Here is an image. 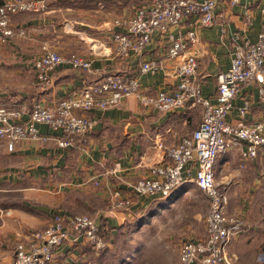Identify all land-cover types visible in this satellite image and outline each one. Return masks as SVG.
I'll return each instance as SVG.
<instances>
[{
  "label": "crops",
  "instance_id": "1",
  "mask_svg": "<svg viewBox=\"0 0 264 264\" xmlns=\"http://www.w3.org/2000/svg\"><path fill=\"white\" fill-rule=\"evenodd\" d=\"M145 1L46 0L44 12L14 16L13 26L27 35L0 46V106L17 104L29 113L36 103L54 104L107 75H133L142 63L152 60L161 61L165 68L141 76V92L175 89L178 62L167 60L169 41L165 35L156 33L141 56L128 58L117 53L111 39L121 31L114 22L132 16ZM238 1L232 5V0H216L217 22L211 28L189 19L174 32L182 37L192 30L196 33V41L184 56L198 58L204 98H215L217 76L229 70L234 47L244 41L257 42L262 30L264 0ZM45 45L63 56L78 54L90 59L92 70L63 64L51 71L52 86L41 84L35 63ZM246 105L248 111L242 116ZM203 112L198 104L159 112L143 107L139 98L132 96L117 107L86 114L96 125L70 147H59L56 141L62 132L45 125H39V131L51 138L47 143L25 141L10 152L0 140V264H12L18 244L29 246L32 235L46 229L57 212L95 219L111 248L137 212L161 201L146 198L131 211L113 212L116 195L130 196L132 186L146 177L152 166L166 162L167 151L193 134ZM227 120L233 126L264 121V104L255 82L243 87ZM217 173L229 197L228 216L244 223L241 233L229 242L228 254L235 264H260L264 262V204L253 208L242 205V195L264 197V150L246 162L236 154H223L216 161ZM206 236L205 223L204 236L192 239ZM103 253L88 242L76 241L60 248L51 264H102Z\"/></svg>",
  "mask_w": 264,
  "mask_h": 264
},
{
  "label": "built area",
  "instance_id": "2",
  "mask_svg": "<svg viewBox=\"0 0 264 264\" xmlns=\"http://www.w3.org/2000/svg\"><path fill=\"white\" fill-rule=\"evenodd\" d=\"M238 3L232 0V5ZM46 7V0H5L0 7V46L27 35L24 29L13 26L14 16L41 13ZM216 8V0H146L132 16L114 22L121 31L113 33L111 39L122 57L141 56L156 33L167 37V60L178 62V84L173 90L141 92L140 77L165 68L161 61L152 60L142 63L133 75H107L80 93L54 104L36 103L29 113L26 107L17 104L0 106V140L12 152L25 141L49 142L51 138L40 133L39 125L62 132L57 145L70 147L77 137L86 136L96 125V120L86 114L117 107L132 96L138 97L143 107L159 112H170L188 104L201 105L204 112L199 127L170 148L167 161L152 166L147 176L132 186L130 196L116 195L112 209L113 212L131 211L142 199H168L188 183L200 188L209 200L205 220L207 236L182 243L180 264H235L227 247L241 233L244 223L228 216L229 197L217 181L216 161L219 156L232 153L246 162L256 159L264 150V121L233 126L227 120L235 99L248 84L258 85L264 104V22L257 42L244 41L232 50L229 70L217 76L218 90L214 99L202 95L198 58L184 56L190 44L196 41L195 31L185 37L174 34L189 19H196L202 28L213 27L217 22ZM261 14L264 19V4ZM63 64L75 70H92L90 59L78 54L63 56L45 45L35 63L37 80L47 87L52 86L50 73ZM246 111L248 105L242 109V116ZM32 237L29 246L18 244L12 264H51L60 248L76 241L88 242L97 250L107 247L103 229L95 219L62 212L54 213L46 229Z\"/></svg>",
  "mask_w": 264,
  "mask_h": 264
},
{
  "label": "rangeland",
  "instance_id": "3",
  "mask_svg": "<svg viewBox=\"0 0 264 264\" xmlns=\"http://www.w3.org/2000/svg\"><path fill=\"white\" fill-rule=\"evenodd\" d=\"M216 178L220 183L218 173ZM173 196L137 212L111 248L103 250L102 264H180L182 243L205 234L209 200L193 184ZM257 203L264 204V197L242 195V205Z\"/></svg>",
  "mask_w": 264,
  "mask_h": 264
},
{
  "label": "trees",
  "instance_id": "4",
  "mask_svg": "<svg viewBox=\"0 0 264 264\" xmlns=\"http://www.w3.org/2000/svg\"><path fill=\"white\" fill-rule=\"evenodd\" d=\"M3 3H4V1H3V0H0V7H1V5H2ZM96 82H97V81H96ZM96 82H95V83H96ZM93 84H94V83H93ZM172 196H173V195H172ZM172 196H171V198H172ZM171 198H170V199H171ZM173 198H174V196H173ZM101 251H102V250H101Z\"/></svg>",
  "mask_w": 264,
  "mask_h": 264
}]
</instances>
